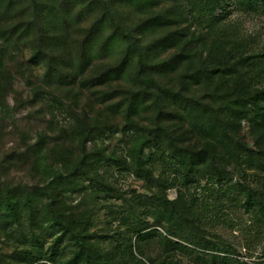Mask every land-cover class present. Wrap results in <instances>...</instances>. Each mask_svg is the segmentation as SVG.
<instances>
[{"label":"rangeland","instance_id":"obj_1","mask_svg":"<svg viewBox=\"0 0 264 264\" xmlns=\"http://www.w3.org/2000/svg\"><path fill=\"white\" fill-rule=\"evenodd\" d=\"M111 1L147 93L95 0H37L52 52L29 37L0 61V264H264V75L241 61L264 60V0H219L234 61L186 0ZM220 186L238 202L201 228L190 202Z\"/></svg>","mask_w":264,"mask_h":264},{"label":"trees","instance_id":"obj_2","mask_svg":"<svg viewBox=\"0 0 264 264\" xmlns=\"http://www.w3.org/2000/svg\"><path fill=\"white\" fill-rule=\"evenodd\" d=\"M99 4L101 11L100 21L97 23L98 32L103 22H107L111 29V37L119 38L121 41H125L128 45L130 54L136 57L135 79L141 84L143 94L147 93L151 84H155L153 79H143L145 72V56L142 46H140V40L133 33L125 31L116 20V16L113 11V1L111 0H95ZM136 0H131L135 2ZM27 4H19L13 0H0V61L4 58L10 57L9 45L11 43H19L26 41L29 37L37 38L40 44V52L45 57L49 56L52 50L47 46V38L50 37L47 34L44 20L41 17V12L38 11L39 4L37 0H27ZM186 6L188 8V20L194 27L205 30L207 33L218 39L223 47L228 48L227 59L234 61L241 54H248V46L245 45L241 39L234 32L232 27L225 24V16L217 15V9L220 8L219 0H186ZM101 30H99L100 32ZM44 49V50H43ZM39 55H34V59H39ZM128 56V55H127ZM127 59V57H126ZM41 60V59H39ZM127 61L121 65V67L114 68L105 74H102L99 78L95 79L96 85L101 86L111 81L122 80V75L126 71ZM245 68L251 69L252 74L246 76L261 78L264 75V60L258 57H249L241 60ZM124 67V69H123ZM113 73L122 74L118 78H109ZM77 74H64L58 72L57 74H47L45 79L53 82L65 83L64 85H72L76 81ZM53 105L59 109L60 105L55 101H52ZM234 188H222V186L214 189H207L209 192V200L203 198L193 200L188 207L189 215L193 221L201 228H204L210 222L219 220L221 202H228L231 205L238 202L236 196H233L232 190ZM232 194V195H231ZM206 212V214L204 213ZM208 213V214H207ZM208 215V216H207ZM223 247V246H222ZM224 246L222 249L225 254L233 255L235 252L232 249H226Z\"/></svg>","mask_w":264,"mask_h":264}]
</instances>
